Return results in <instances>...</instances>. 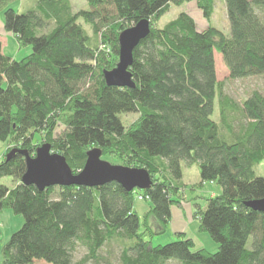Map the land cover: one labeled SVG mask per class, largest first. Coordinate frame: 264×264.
<instances>
[{"label":"trees","instance_id":"trees-1","mask_svg":"<svg viewBox=\"0 0 264 264\" xmlns=\"http://www.w3.org/2000/svg\"><path fill=\"white\" fill-rule=\"evenodd\" d=\"M13 1L0 0L3 27L31 50L17 60L0 44V142L11 145L0 159V212L10 209L23 223L2 244L0 264H113L110 250L101 254L113 242L115 264H264V212L245 205L264 197V176L254 172L264 160V94L253 90L241 104L229 96L214 56L222 55L233 79L264 74V0H223L229 34L210 23L215 0H194L205 28L184 9L155 25L172 4L193 0H86L90 8L74 12L70 0H36L29 12ZM141 18L151 27L133 48L134 86H109L102 71L117 64L119 32ZM122 112L137 116L124 124ZM42 142L74 172L98 147L103 159L145 168L151 182L137 191L116 181L42 190L23 184L24 153L34 155ZM182 161L198 165L197 184L221 186L193 213L216 252L192 251L184 231L169 243L151 241L167 229L171 204L180 205ZM6 176L12 185L1 182ZM135 192L151 202L143 214ZM78 246L85 254L75 259Z\"/></svg>","mask_w":264,"mask_h":264},{"label":"rangeland","instance_id":"rangeland-1","mask_svg":"<svg viewBox=\"0 0 264 264\" xmlns=\"http://www.w3.org/2000/svg\"><path fill=\"white\" fill-rule=\"evenodd\" d=\"M216 1V0H215ZM72 12L77 11L79 9H89V5L86 0H70ZM193 4L194 9L198 8L196 2L193 1H184L183 4L177 5L172 4L170 9L163 13L159 20L156 21L155 25L162 27L167 21L171 20L173 17L177 15L179 11L183 9L189 10L192 13L193 18L195 19V23L198 28H205L208 25L206 18L203 17V14L196 16L193 10L190 8V4ZM36 4V0H15L11 2L10 6L19 12H29L34 8ZM196 6V7H195ZM199 9V8H198ZM197 10V9H196ZM3 15V12H0V17ZM2 19V17H1ZM78 22H80L84 29H87V32L90 33L91 29H89V24L85 23L82 18H78ZM210 23H212L215 27H219L224 33L229 34V22L227 20L226 12L222 9V5L217 3L215 8V14L211 17ZM2 29V24L0 23V32ZM12 47V46H11ZM30 52L31 46H22L21 50H18L21 55L22 52L26 51ZM9 51V49H6ZM28 54V53H27ZM215 67H216V77L223 83V89L225 92L234 98L237 102L241 104V101L248 96L253 90H258L262 94H264V74L262 75H251L248 77H240V78H231L229 77L228 70L223 63L222 55L219 52H215ZM21 59V58H20ZM19 59V60H20ZM118 62V61H117ZM216 99V98H215ZM215 104H217V99L215 100ZM119 116L124 124L126 122H132L137 114L136 113H119ZM213 118L216 119V112L213 113ZM62 130V125L58 126L57 133ZM38 137V135H37ZM36 137V138H37ZM11 148V145L8 143L0 142V159L3 156V153L6 149ZM110 163L121 164L115 160H112L108 157H104ZM103 159V158H102ZM123 165V164H121ZM127 165V164H125ZM124 165V166H125ZM130 166V165H127ZM182 166V179L180 182V205L177 203H172L170 206L171 217L170 223L167 226V229L161 234H157L151 238V241L154 245H161L165 243L172 242V240L180 239L181 236L179 233L184 231L186 237L192 238L194 241V246L192 247V251L199 248H206L208 251L216 252L217 243L214 242L207 232H200L198 228V221L194 216V211L196 210V204L203 205L208 196H212L213 194L221 192V186L215 181H205L201 185L197 184L201 180V176L199 175V167L196 164H192L190 166H186L184 161L181 162ZM133 167V166H132ZM254 172L257 175L264 176V160L260 161V163L256 164L254 167ZM1 182L5 185H12L11 177L6 176L1 178ZM138 189V188H137ZM137 189L135 191H137ZM139 194L135 192V202L134 208L140 214H143L145 210L149 208L151 205L150 200H145L146 198H139ZM0 212V236L2 239L0 241V259H1V246L3 243L9 240L10 235L17 231L21 224L23 223V217L19 214L16 215L12 212V210L7 209ZM147 221L150 222L154 231H158L160 228L159 221L153 216L149 215ZM251 240V239H250ZM250 240L247 246H250ZM119 245H116L114 242L111 243V246L107 245L101 250V254L106 257L107 250H110L112 253L110 256L113 258V264L116 263L117 254L119 251ZM85 254V249L82 246H78V248L73 253V258L79 259ZM39 264H46L43 260L36 261ZM86 264H107V262L100 260L99 262H95L94 260H90L86 262ZM168 264H176L175 261L169 262Z\"/></svg>","mask_w":264,"mask_h":264},{"label":"water","instance_id":"water-1","mask_svg":"<svg viewBox=\"0 0 264 264\" xmlns=\"http://www.w3.org/2000/svg\"><path fill=\"white\" fill-rule=\"evenodd\" d=\"M150 21L141 18L135 24L129 25L119 32L118 35V62L110 70H103L105 82L110 86L117 87L134 86L129 70L133 59V48L150 32ZM82 169L72 171L59 152L51 149L49 142H42L36 148L34 155L25 152L26 170L21 177V183L33 184L38 189L50 187V185L69 186H101L107 182H117L124 190L145 189L151 182L148 170L142 167H132L117 163H110L101 158V149L91 147ZM14 151H9L8 155ZM245 205L255 211L264 212V197L246 201Z\"/></svg>","mask_w":264,"mask_h":264},{"label":"crops","instance_id":"crops-1","mask_svg":"<svg viewBox=\"0 0 264 264\" xmlns=\"http://www.w3.org/2000/svg\"><path fill=\"white\" fill-rule=\"evenodd\" d=\"M217 3L219 4V5H222V9L224 10V12H225V4H224V1L223 0H216V5H217ZM191 6V10H193L194 11V13H196V16H199V15H201L202 13H201V11H200V9H198L196 6V9H194V6H193V4H191V3H189ZM216 5H215V8H216ZM185 10V9H184ZM185 11H187V10H185ZM188 13H190V11L188 10L187 11ZM191 14V16H192V13H190ZM214 14H215V9H214ZM227 16V15H226ZM2 17V19H3V15L1 16ZM1 17H0V23L2 24V29H1V32H0V44L2 45V51H3V53L4 54H7L8 56H12L13 58H15V59H17V60H19L20 58H22L23 56H25V55H27V53L29 52L28 51V48H27V50L26 51H24V52H22V54L20 55L19 54V52H17L18 50H21V48L22 47H19L18 46V43H16V39H15V36H14V34L12 33V32H7V31H5V29H4V27H3V22H2V19H1ZM193 17V16H192ZM195 20V19H194ZM12 46V47H11ZM6 49H9V51L8 50H6ZM215 56V55H214ZM1 213H3V212H1ZM0 221H1V219H0ZM0 238H1V236H0ZM2 239H0V241H1Z\"/></svg>","mask_w":264,"mask_h":264},{"label":"built area","instance_id":"built-area-1","mask_svg":"<svg viewBox=\"0 0 264 264\" xmlns=\"http://www.w3.org/2000/svg\"><path fill=\"white\" fill-rule=\"evenodd\" d=\"M138 197H139V198H143V197L146 198L147 196H144V195H142V194H139Z\"/></svg>","mask_w":264,"mask_h":264}]
</instances>
